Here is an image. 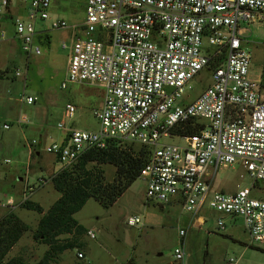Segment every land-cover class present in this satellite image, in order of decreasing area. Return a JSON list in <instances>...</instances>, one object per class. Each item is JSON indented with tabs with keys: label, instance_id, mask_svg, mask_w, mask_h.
<instances>
[{
	"label": "built area",
	"instance_id": "1",
	"mask_svg": "<svg viewBox=\"0 0 264 264\" xmlns=\"http://www.w3.org/2000/svg\"><path fill=\"white\" fill-rule=\"evenodd\" d=\"M15 1L29 4L26 18L13 14ZM50 5V0H0V44L7 37L3 22L10 18L21 52L39 55L36 20L49 18ZM255 20L264 24V0H86L81 23L53 20L52 28H70L71 33L61 87L97 84L103 100L95 113L98 130L70 127L62 141L46 150L65 167L111 139L144 145L150 155L139 175L146 198L163 203L178 197L186 212L206 205L239 217L251 241L264 242V199L252 195L255 184L264 186V94L261 74L252 75V57L244 48L248 30L240 27V22ZM202 70L209 83L191 98ZM74 112L67 103L65 116ZM26 121L20 117L17 123ZM185 125L201 127L190 135L176 132ZM58 127L65 128L64 123ZM235 164L253 184L234 192L217 189L213 182L219 167ZM34 189L27 184L21 201ZM14 206L13 198L0 199V207ZM140 223L137 215L126 219L128 226ZM217 224L224 227L222 220ZM187 231L178 230L172 264H185ZM86 234L95 238L92 229ZM222 264H239V258L228 257Z\"/></svg>",
	"mask_w": 264,
	"mask_h": 264
},
{
	"label": "rangeland",
	"instance_id": "2",
	"mask_svg": "<svg viewBox=\"0 0 264 264\" xmlns=\"http://www.w3.org/2000/svg\"><path fill=\"white\" fill-rule=\"evenodd\" d=\"M50 1L49 18L36 20V28L46 29L48 34L35 37L41 53L29 57L28 68L19 51L20 43L13 38L10 18L5 19L3 25L6 38L16 41V56L5 53L0 44V199L11 197L15 201L14 208L0 209V217L12 210L29 225V230L6 255V258L21 255L28 263L39 259L47 246L33 237L40 214L20 207L22 188L27 184L34 185L29 199L39 203L44 210L50 207L59 197L51 176L62 164L46 148L60 142L64 130L58 123H64L65 128L98 130L100 125L95 113L103 100V88L97 84L68 82L65 88L61 87L66 81L71 33L70 28H52L51 24L57 19L65 20L68 25L81 23L85 18L86 0ZM28 8V3L15 1L13 14L26 18ZM240 27L248 30L244 33V48L252 57V75L258 77L261 74L263 78L264 94V24L255 20L240 22ZM16 70L18 76H15ZM208 83V72L202 70L192 84L191 98ZM28 96L33 97L34 102L28 103ZM67 103L75 106L70 118L65 116ZM20 117L27 121L17 123ZM6 124L8 128L4 127ZM33 140L35 143L31 144ZM161 141L182 143L178 138ZM100 167L104 179L112 181L115 167L111 164ZM40 179L45 181L40 183ZM218 183H227L225 190L231 192L237 185L251 186L253 180L240 164H235L219 167L214 180V184ZM255 185L257 188L252 189V195L264 199V186ZM145 187L144 178H137L108 208L89 198L74 216L94 231L95 238L83 235L85 249L64 251L57 264H172L173 249L180 242V228L188 229L184 239L185 264H222L232 256L239 258V264H264V242L251 241L239 217L224 215L206 205L196 214L186 212L181 201L158 203L146 198ZM133 215L139 216L141 223L128 226L126 219ZM218 220L224 221L223 228L218 226ZM78 252L83 253L82 258L77 256Z\"/></svg>",
	"mask_w": 264,
	"mask_h": 264
},
{
	"label": "trees",
	"instance_id": "3",
	"mask_svg": "<svg viewBox=\"0 0 264 264\" xmlns=\"http://www.w3.org/2000/svg\"><path fill=\"white\" fill-rule=\"evenodd\" d=\"M200 127L185 125L176 132L190 135L197 133ZM136 144L138 143L111 139L103 148H89L73 164L61 167L51 176V182L59 192V197L47 210L29 198L20 202V207L40 214L33 237L47 248L36 261L28 263L21 255L6 258L11 248L30 227L12 210L2 215L0 264H57L64 251L85 249L83 235L88 229L74 215L91 197L105 208L112 206L140 177V169L146 163L150 149L141 144L135 146ZM101 164L115 167L112 181L104 179Z\"/></svg>",
	"mask_w": 264,
	"mask_h": 264
},
{
	"label": "crops",
	"instance_id": "4",
	"mask_svg": "<svg viewBox=\"0 0 264 264\" xmlns=\"http://www.w3.org/2000/svg\"><path fill=\"white\" fill-rule=\"evenodd\" d=\"M3 24H4V22H3ZM38 31V33H39V35L41 34V35H44V36H46L48 33H46V32H41V31H46V29L45 30H40V29H38L37 30ZM39 35L37 36V37H39ZM13 38H14V36H13ZM15 39V38H14ZM16 41H10L8 38H6L5 40H3V42H2V49H3V51H5V53H7V54H10V56H16V53L14 52V43H15ZM18 47V49H19V46H17ZM20 51V53H22L21 52V50H19ZM23 56L25 57V61H26V67L28 68L29 67V65H30V59H29V57H26L24 54H23ZM11 57V58H12ZM29 59V60H28ZM13 60V59H12ZM67 65H68V60H67ZM101 105H102V102H101ZM9 127V126H8ZM8 127H6V128H8ZM70 128V127H69ZM75 128H77V127H75ZM60 129H62V128H60ZM67 129L68 128H63V134H62V136H61V138H60V140L59 141H62L65 137H66V133H67ZM39 151H36L35 152V154H37V155H39ZM19 180H22V177H19L18 178ZM41 180V179H40ZM215 180V179H214ZM42 181H45L44 179H42ZM216 183V182H215ZM213 184H214V182H213ZM214 186L217 188V189H219V190H222V191H225L226 192V188L228 187V184L227 183H218V184H214ZM239 188V186L237 185V188H235V189H232L231 188V192H234V191H236L237 189ZM24 190V186H23V188H22V191ZM174 200H178V201H180L179 200V198L178 197H172L170 200H169V202L170 201H174ZM7 208V207H6ZM12 208H14V207H12ZM202 208V207H201ZM200 208V209H201ZM0 209H2V210H4L5 209V207H0ZM200 209L197 211V212H195V213H193V214H196V213H198L199 211H200ZM200 220H201V218H200ZM199 220V221H200ZM198 221V222H199ZM198 224V223H197Z\"/></svg>",
	"mask_w": 264,
	"mask_h": 264
}]
</instances>
